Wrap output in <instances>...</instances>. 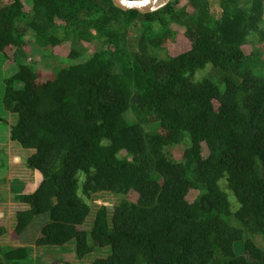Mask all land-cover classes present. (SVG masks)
<instances>
[{"label":"trees","instance_id":"obj_1","mask_svg":"<svg viewBox=\"0 0 264 264\" xmlns=\"http://www.w3.org/2000/svg\"><path fill=\"white\" fill-rule=\"evenodd\" d=\"M29 1L0 0L2 109L31 172L13 183L26 208L15 242L47 216L34 248L70 245L82 263L264 264V0H173L146 15ZM176 29L189 45L172 55ZM102 194L120 202L96 207ZM28 250L0 246V264H34Z\"/></svg>","mask_w":264,"mask_h":264},{"label":"rangeland","instance_id":"obj_2","mask_svg":"<svg viewBox=\"0 0 264 264\" xmlns=\"http://www.w3.org/2000/svg\"><path fill=\"white\" fill-rule=\"evenodd\" d=\"M212 3H215V0H211ZM25 11H29L31 8L30 1L24 0ZM187 3L182 1L180 6H186ZM189 7V6H188ZM189 11H192V8L189 7ZM213 15L219 17L220 11L218 8L215 7L213 4L212 7ZM177 36L175 43L170 48V54H178L185 50H187V46L189 45L187 40L183 36V30L176 29ZM86 49V55L82 59L85 61L86 57L92 54L93 47L90 45H84ZM260 46H252V47H244L243 51L245 54L249 55L253 49H256ZM70 51V44L65 43L61 47L54 48L53 53L55 55H59V57H66V55ZM263 51H264V44H263ZM37 64V70L41 74L42 77L48 76L50 70L46 68V65L40 62L39 57L34 58ZM262 60H264V53L262 55ZM10 74L5 75L3 74L0 76V203L3 202L2 208L4 209L0 215V228H4L6 233L0 237V246H25L28 248V252L31 253V258L35 260L34 264H85L87 262L90 264L92 262L94 256H91L84 260V262L76 261L74 258V254L72 253V247L70 245L61 248H34V241L36 238L39 237V232L41 227L47 222V216H42L32 222L27 229L19 236V242H15V234L13 232V228L15 226V215L18 211L25 210L26 208L21 205H13L14 195L17 193V188L15 189V184L13 183L16 181V184L20 187L23 184L25 185L31 179V172L27 170L25 167V159L28 157V152L21 150L15 144L9 142L8 139V132L9 126V119H4V112L2 109V95H3V86L2 81L4 78L10 76ZM199 78L203 77L202 74H198ZM182 147L172 148L170 150L171 154L174 158L180 159L182 156ZM204 155L206 154V150L204 149ZM10 189H15L10 191ZM197 192L192 191L187 196V200L192 202L196 196ZM138 196L136 193H130L128 195V199L132 202L137 200ZM229 199H234L233 195L229 192ZM120 202L119 198L110 196L108 194H102L98 196V200L95 202V205L102 206V205H117ZM10 203V204H9ZM95 207V206H94ZM95 207V208H96ZM83 229V228H82ZM18 239V238H17ZM255 243L258 247L264 249V238L261 236H257L254 238ZM24 243V244H23ZM236 252L240 254V250L237 247Z\"/></svg>","mask_w":264,"mask_h":264},{"label":"water","instance_id":"obj_3","mask_svg":"<svg viewBox=\"0 0 264 264\" xmlns=\"http://www.w3.org/2000/svg\"><path fill=\"white\" fill-rule=\"evenodd\" d=\"M173 0H112L113 6L121 11H137L142 15L151 14L166 7Z\"/></svg>","mask_w":264,"mask_h":264},{"label":"crops","instance_id":"obj_4","mask_svg":"<svg viewBox=\"0 0 264 264\" xmlns=\"http://www.w3.org/2000/svg\"><path fill=\"white\" fill-rule=\"evenodd\" d=\"M10 191H11V189H10ZM0 195H1V194H0ZM3 204H4L3 202L0 203V215H2L1 212H3V210H4V209L2 208V205H3ZM9 204H10V203H9ZM13 205L16 206V205H20V204H18L17 202L13 201ZM21 206H22V205H21ZM1 236H2V235H1ZM1 236H0V237H1Z\"/></svg>","mask_w":264,"mask_h":264}]
</instances>
